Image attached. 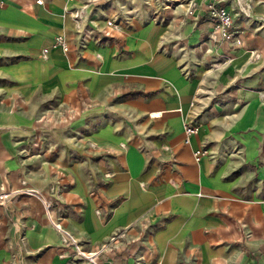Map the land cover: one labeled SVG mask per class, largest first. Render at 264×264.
Instances as JSON below:
<instances>
[{"label": "crops", "instance_id": "0c3cea01", "mask_svg": "<svg viewBox=\"0 0 264 264\" xmlns=\"http://www.w3.org/2000/svg\"><path fill=\"white\" fill-rule=\"evenodd\" d=\"M85 1L0 0V264H80L39 196L101 264H264V0H220L238 43L208 0Z\"/></svg>", "mask_w": 264, "mask_h": 264}, {"label": "built area", "instance_id": "2783aa9c", "mask_svg": "<svg viewBox=\"0 0 264 264\" xmlns=\"http://www.w3.org/2000/svg\"><path fill=\"white\" fill-rule=\"evenodd\" d=\"M92 0H86L83 4L78 6L72 11L73 17L78 19L79 21L83 20L85 17V9L88 6L89 2ZM195 8L194 1L188 0L187 4V12L189 14H193ZM203 10L206 13L208 20L210 21V28L208 29L206 37L211 42H234L238 43L239 39L236 38V30L233 28V13L230 9L224 7L220 0H208L204 3ZM115 16L105 17L104 22L105 26L108 28H119L118 22L115 20ZM80 40H85L90 37L91 32L90 29H86L85 27L80 28ZM101 35H108L109 29L103 27L99 31ZM96 38L99 36L95 35ZM50 47H59L61 50H67L69 45L66 37L62 34H55L51 40ZM249 56L255 58L258 57V52L249 49L248 50ZM41 56L46 55V49H42L40 51ZM213 66L216 63H212ZM198 123L189 120L183 124V142H188V137L191 134L197 132ZM40 144L39 137H36L33 145L38 147ZM206 151L203 148H197L193 151V155L195 159H198L201 155H204ZM22 183V182H21ZM33 193L32 190L25 188L24 190H5L3 187L0 186V201H4L9 193ZM39 201L41 207L43 209V214L47 220V222L54 228L57 232L60 242V247L63 249L61 253L64 257H69L70 259L80 263V264H101L100 254L102 252V247H96L92 249H85L83 248L75 236L67 229H65L61 224L56 221L52 217V208L55 206V202L52 199L47 198L45 196H39ZM96 213L98 211L96 210ZM151 264H159L157 260H153Z\"/></svg>", "mask_w": 264, "mask_h": 264}]
</instances>
